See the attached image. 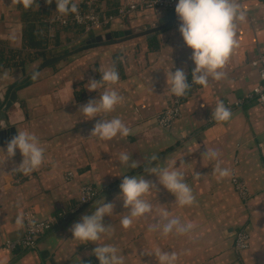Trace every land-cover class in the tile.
<instances>
[{
  "label": "crops",
  "instance_id": "crops-1",
  "mask_svg": "<svg viewBox=\"0 0 264 264\" xmlns=\"http://www.w3.org/2000/svg\"><path fill=\"white\" fill-rule=\"evenodd\" d=\"M37 2L39 7L26 9L22 0H0V44L18 51L19 61L26 63L0 65V93L22 79L24 69L28 75L43 63L44 56L40 57L37 51L40 47L34 46L40 39L50 48L54 38L60 42L67 34H74L49 22L56 10L54 2ZM113 2L119 4L121 0ZM238 3L246 18L237 22V46L222 69L224 77L209 78L206 87L192 82V50L186 47L178 31V19L155 31L147 28L169 11L154 8L93 31L100 35L143 27L139 36L76 53L61 60H68V64L60 69L53 66L61 61L44 67L34 83L18 92L19 101L9 109L8 123L39 138L45 148V162L29 175L15 172L13 168L23 159L17 150L12 160L0 166V264H99L91 255L97 245L73 239L70 228L82 215H90L95 201L102 197L106 203L114 202L115 208L111 217H104V224L111 226L109 231L96 243L117 247L126 258L125 264H157L154 255H140L157 248L175 252L176 264H264V156L259 150L264 143V106L251 97L261 81L253 61L264 53V0ZM150 34L157 35L154 47L149 46ZM13 35L15 39H11ZM113 63L120 76L113 87L124 99L104 118H120L133 134L100 140L90 137L100 117L85 120L79 108L90 99L99 98L98 91L89 92L85 85L90 79L99 80L98 69ZM177 68L185 70L191 87L183 100L181 117L172 127L164 128L157 115L172 103L171 94L165 92V72ZM238 100L243 103L235 106ZM221 101L226 107L231 106L232 116L225 122L211 117ZM0 148L6 151V144H0ZM211 149L220 153L221 166L230 169V176L221 178L215 173L216 161L204 155ZM122 151L132 154L140 166L130 169L120 164ZM153 155L159 158L158 163L174 164L185 173V181L195 196L194 204L174 205L175 197L158 184L154 175L145 172ZM69 172L73 173L71 177ZM124 175H143L157 183L158 188L157 193L145 197L152 203L153 212L146 218L134 219L128 229L120 223L127 209L116 199ZM233 175L249 186L248 199H242L235 190ZM86 183L100 191L94 201L40 238L35 248L8 246L9 241H18L25 232V222L23 227L15 223L18 215L25 217L30 213L33 219L40 220L68 210L76 205L80 187ZM161 209L168 210L169 218L177 217L181 223L191 224V230L168 236L160 230H150V225L166 222L159 215ZM240 228L249 233V247L238 253L234 232Z\"/></svg>",
  "mask_w": 264,
  "mask_h": 264
},
{
  "label": "clouds",
  "instance_id": "clouds-1",
  "mask_svg": "<svg viewBox=\"0 0 264 264\" xmlns=\"http://www.w3.org/2000/svg\"><path fill=\"white\" fill-rule=\"evenodd\" d=\"M56 5V12L60 15L79 13L76 0H46L48 5ZM24 8H31L33 5L39 7L37 0H22ZM175 13L178 18V31L182 36L186 47L192 50L190 59L195 67L191 73L192 82L207 86L209 78L220 80L225 73L222 71L228 62L233 49L237 46L236 28L238 21L246 18L244 10L241 9L238 0H178L175 6ZM11 39H15L13 35ZM101 74L99 80L90 79L85 85L89 92L98 91V99H90L86 104L80 106L81 112L86 119L92 120L96 117L100 119L94 124L90 137H97L100 140H112L119 136L122 138L133 134L132 130L118 117L105 119V114L113 112L118 105L123 102V97L113 87L119 80V72L115 63L111 67L98 69ZM166 73L167 88L165 92L177 97L184 96L190 89L187 74L183 68L171 69ZM5 72L4 77L7 78ZM38 69L33 70L31 78L37 79ZM100 89H103L100 91ZM3 98L0 97V100ZM232 116L230 108L226 107L221 101L212 111V119L218 122L228 121ZM4 120H0V129L7 128ZM17 150L23 159L22 162L13 168V171L29 175L38 170L45 162V148L41 145L39 138L28 130H17V135L6 143L5 148H0L3 160L0 166L12 160ZM204 155L210 161H216L215 173L221 178L231 174L230 169L221 166L219 159L220 153L215 150H207ZM120 164L135 169L140 164L132 159V154L122 151L119 154ZM159 158L153 155L150 158L149 166L145 167V172L154 175L159 185H162L168 192L175 197L174 205L179 207L191 206L195 203V196L191 187L185 181V173L174 164L158 163ZM155 162V166L153 165ZM199 175V174H197ZM120 184V193L116 199L123 202V207L127 209V214L122 216L120 221L123 228L128 229L132 226L134 219L147 217L153 212V205L147 199L150 193H157V183L145 179L143 175H124ZM94 211L91 214H84L79 222L74 223L70 231L73 239L81 241L83 244L92 242L97 246L91 255H94L99 264H125V256L119 249L111 244H97L102 236L107 233L111 226L104 224L105 216H112L115 208L114 202L95 201ZM159 215L166 221L150 225V230H160L163 236H168L172 232L178 234L188 233L192 225L183 224L177 217L169 218L170 213L167 209H161ZM25 217L18 215L15 219L16 225L23 227ZM154 255L157 264H176L178 256L175 252L162 251L155 249L153 252H141L140 255Z\"/></svg>",
  "mask_w": 264,
  "mask_h": 264
},
{
  "label": "built area",
  "instance_id": "built-area-1",
  "mask_svg": "<svg viewBox=\"0 0 264 264\" xmlns=\"http://www.w3.org/2000/svg\"><path fill=\"white\" fill-rule=\"evenodd\" d=\"M78 3L79 13L69 14L67 16L60 15L58 12H54L49 20L51 24H60L63 26L71 24L78 25L83 28L86 34L95 31L96 29H102L110 24L116 22H123L127 20L134 13L141 10H150L154 8H163L171 10L175 8L178 0H121L118 6L115 8V12L111 13L108 10V6L104 0H76ZM264 46V45H263ZM12 50V49H11ZM18 51H10L9 48L3 47L0 44V65L4 66L8 63H15L19 61L20 56ZM253 66L259 68L260 84L253 89L254 97L258 103L264 106V53L259 55L256 61H253ZM186 94L181 97H177L171 94V105L162 110L157 115L158 123L164 128L172 127L182 115V104ZM243 100H238L235 106H240ZM230 105V104H228ZM231 108V106H228ZM259 150L264 156V143L259 145ZM73 173L69 172L68 177H71ZM232 183L244 200L248 199L251 195V191L247 183L233 175ZM100 191L92 184H83L80 187V197L76 205L68 210H59L44 219H33L30 213L25 214V232L21 239L18 241H9L8 246L15 249L21 245L24 248H34L37 245L38 240L50 232L54 227L68 220L74 213L80 210L83 206L88 205L94 201ZM249 247V233L245 228L237 229L234 232V248L235 251L241 253ZM84 264V263H79Z\"/></svg>",
  "mask_w": 264,
  "mask_h": 264
},
{
  "label": "water",
  "instance_id": "water-1",
  "mask_svg": "<svg viewBox=\"0 0 264 264\" xmlns=\"http://www.w3.org/2000/svg\"><path fill=\"white\" fill-rule=\"evenodd\" d=\"M177 18L175 13V8L169 10L163 17L147 25V28L155 31L156 29H161L163 27L169 26ZM143 32V27L138 29H124V30H115L110 31L100 35L91 37L90 39L75 45L73 48L66 50L63 54L57 55L51 58H44L43 63L36 69L40 71L42 68L50 66L54 63H57L61 60H66L70 56L79 53L83 50L90 49L97 46L114 44L123 40H127L136 36H139ZM152 36V34L147 35ZM35 69V70H36ZM24 76L22 79L14 82L9 85L6 91L0 93V97L3 99L0 100V120H4L8 125L5 129H0V144H6L12 137L17 135V129L14 126L9 125L8 123V111L9 109L19 101L18 92L24 87L34 83L36 81L31 78V73L26 75L25 69L23 70Z\"/></svg>",
  "mask_w": 264,
  "mask_h": 264
},
{
  "label": "rangeland",
  "instance_id": "rangeland-1",
  "mask_svg": "<svg viewBox=\"0 0 264 264\" xmlns=\"http://www.w3.org/2000/svg\"><path fill=\"white\" fill-rule=\"evenodd\" d=\"M108 30H111V29H108ZM107 30V31H108ZM94 32H90L89 34H85V33H75L74 32V34L72 35V33H70V34H67L64 38H63V40L62 41H55L54 39L52 40V41H50V43H49V46H50V48H45V47H43V48H41L42 49V52L40 51V52H38L39 53V56L41 57L42 56V54H44V55H46V57L47 58H49V57H53L54 55H58V54H60V53H63L66 49H71L73 46H75L76 44H79V43H81V42H83V41H85V40H87L88 38H90V37H92V35H94L93 34ZM101 34H105V32L104 33H101ZM94 36H96V35H94ZM146 36V35H145ZM36 52V51H35ZM43 55V56H44ZM42 56V57H43ZM42 60V59H41ZM68 61V60H67ZM67 61H61V62H59V63H57V64H55L53 67L54 68H59V67H62L61 65H66V64H68V62ZM38 62H40V61H38ZM60 69V68H59ZM32 70V69H31ZM31 70L29 71V72H31Z\"/></svg>",
  "mask_w": 264,
  "mask_h": 264
},
{
  "label": "trees",
  "instance_id": "trees-1",
  "mask_svg": "<svg viewBox=\"0 0 264 264\" xmlns=\"http://www.w3.org/2000/svg\"><path fill=\"white\" fill-rule=\"evenodd\" d=\"M107 1V6H108V10H109V12H111V13H114L115 12V8H116V6H117V2H113V1H115V0H106ZM63 28H65L67 31H70V32H75V33H85L84 32V30H83V28H81V27H79L78 25H75V24H69V25H66V26H63V25H61ZM86 34V33H85ZM89 34V33H88ZM87 35V34H86ZM92 37H94V36H92ZM156 37H157V35H155V36H152V37H149V46L150 47H154V44H155V41H156ZM31 38V37H30ZM91 38V37H90ZM90 38H88V39H90ZM32 39V38H31ZM87 39V40H88ZM40 41V43H38V44H34V46L35 47H40V49H38L37 51H41L42 52V49L41 48H43V47H45L46 49H47V45L48 44H45L44 45V40H42L41 41V39L39 40ZM86 41V40H85ZM66 51V50H65ZM64 51V52H65ZM84 51V50H83ZM63 52V53H64ZM63 53H60V54H58V55H61V54H63ZM44 55V54H43ZM54 56H57V55H54ZM44 58H47L46 57V55H44ZM50 58V57H49ZM19 64L21 65V66H25V64L26 63H24L23 61L22 62H20L19 61ZM57 227V226H56ZM55 228V227H54ZM53 230V229H52ZM46 235V234H45ZM44 235V236H45ZM43 237V236H42ZM41 237V238H42ZM18 247H20V248H22V249H24V250H29V249H33V248H24V247H22L21 245H19V246H17L16 247V249H18ZM35 248V247H34ZM82 263H84V264H97L96 262H82Z\"/></svg>",
  "mask_w": 264,
  "mask_h": 264
}]
</instances>
